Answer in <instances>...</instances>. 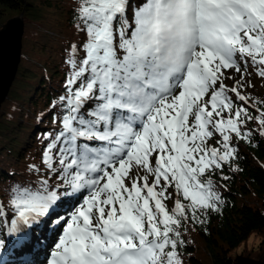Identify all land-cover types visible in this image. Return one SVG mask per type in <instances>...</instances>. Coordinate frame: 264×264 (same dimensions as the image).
I'll return each mask as SVG.
<instances>
[{"label":"snow or ice","instance_id":"6c2138e0","mask_svg":"<svg viewBox=\"0 0 264 264\" xmlns=\"http://www.w3.org/2000/svg\"><path fill=\"white\" fill-rule=\"evenodd\" d=\"M73 11L81 35L41 162L0 194V251L52 216L61 231L45 264H183L188 225L224 204L212 175L236 158L234 140L251 143L250 122L264 135V99L247 91V77L264 80V0H81ZM66 199L70 215L53 216Z\"/></svg>","mask_w":264,"mask_h":264},{"label":"trees","instance_id":"16d2710c","mask_svg":"<svg viewBox=\"0 0 264 264\" xmlns=\"http://www.w3.org/2000/svg\"><path fill=\"white\" fill-rule=\"evenodd\" d=\"M80 2L0 0V29L14 16L25 19L17 73L0 107V194L28 180L27 166L41 162L42 133L54 124L49 106L62 91L68 68L66 49L81 35L73 11ZM138 3L134 0L133 6ZM252 77L262 86L255 100L264 99V80ZM247 127L253 130L251 143L234 140L236 158L211 177L224 201L221 212L210 213L202 226L189 224L183 233V264H237L232 252L253 234L260 237L258 253L264 254V135L258 121ZM201 249L205 259L199 257Z\"/></svg>","mask_w":264,"mask_h":264},{"label":"water","instance_id":"95a60500","mask_svg":"<svg viewBox=\"0 0 264 264\" xmlns=\"http://www.w3.org/2000/svg\"><path fill=\"white\" fill-rule=\"evenodd\" d=\"M20 16L16 17L15 18L16 20L14 18L8 20L3 25V27L0 29V49H1V51H0V67H1V69H2V66H3V58L5 57L3 54L5 52L6 45L8 44V47L10 46V48H11V46L13 47L12 48L13 55H14V51L16 53V57L15 58L12 57V59H11V61L12 60L13 61L16 60L15 65H12L13 68H11V70L9 68L10 65L7 67V69H8L7 73L10 74L11 77H10V80H9V82L7 84V88H5L4 91L0 92V106H1V103L5 100V98L7 96L8 88H10L9 85H10V83H11V81L13 79V76H14L16 70H17L16 69L17 63H18V61L20 59V55H21V37H22V34H23L24 27H23L22 15H20ZM13 19L15 21H19V26H18V28L15 27V28H11L10 29V24H11L12 21H14ZM13 29H15L16 33H18L17 37H15V34H13V32H12ZM11 36H12V40H10ZM14 48H15V50H14ZM11 61H10V64H11ZM5 82L6 81L4 80V84H5ZM2 86H3V84L1 85V87ZM1 87H0V89H1ZM236 261H237V264H264V262L261 261L260 259L255 260V259H252V258H249V257L240 256V255L236 256Z\"/></svg>","mask_w":264,"mask_h":264},{"label":"rangeland","instance_id":"374dc122","mask_svg":"<svg viewBox=\"0 0 264 264\" xmlns=\"http://www.w3.org/2000/svg\"><path fill=\"white\" fill-rule=\"evenodd\" d=\"M35 2H39V0H35ZM41 2H42V0H41ZM51 3V2H50ZM48 4H49V1H48ZM52 4V3H51ZM44 6L46 7V9L48 10L49 8H47V6H46V3L44 4ZM66 8V7H65ZM16 17H19V16H14V17H12V18H16ZM21 17V16H20ZM12 18H10V19H12ZM22 18H23V15H22ZM10 19H8V20H10ZM13 19V20H14ZM45 19L46 20H48V13H47V15L45 16ZM7 20V21H8ZM16 20V19H15ZM12 21L11 22V24H10V29L11 28H15V27H17L18 28V26H19V21ZM6 21V22H7ZM24 23H25V19L23 18V27H24ZM4 25V24H3ZM9 29V30H10ZM13 34H15V37H17V34L18 33H16V30L15 29H13ZM23 34H24V29H23ZM23 34H22V36H23ZM22 38V37H21ZM17 41V40H16ZM21 48H22V42H21ZM14 50H15V48H14ZM16 57V53H15V51H14V55H13V58H15ZM21 58V57H20ZM19 62H20V59H19V61H18V63H17V67H16V69L18 68V65H19ZM15 63H16V60H12L11 61V64H10V66H9V68H10V70H11V68H13V66L12 65H15ZM231 72V70H229V73ZM16 73H17V70H16V72H15V74H14V76H13V79H12V81H11V83H10V85H9V87H11V85H12V82H13V80H14V78H15V76H16ZM7 77H6V79H5V84L3 83V86L1 87V89H0V92L1 91H4V89L5 88H7V84H8V82H9V80H10V77H11V75L10 74H8L7 73V75H6ZM227 81H229L230 83H227L226 82V84L227 85H231L232 84V81L231 80H227ZM9 89L10 88H8V92H9ZM250 89V88H249ZM250 90H253V89H250ZM2 104V103H1ZM1 107V106H0ZM259 241H260V237L259 236H257L256 234H253V235H251V237L246 241V242H244V243H242L240 246H238L236 249H234V251L232 252V254L233 255H241V256H246V257H251V258H254V259H262L263 258V255L264 254H260V253H258V243H259ZM199 251V250H198ZM242 253V254H241ZM250 254V255H249ZM204 255H206L204 252H203V250L201 249V251H200V255H199V257L201 258V259H205L204 258ZM203 264H208V263H203Z\"/></svg>","mask_w":264,"mask_h":264},{"label":"bare ground","instance_id":"6f19581e","mask_svg":"<svg viewBox=\"0 0 264 264\" xmlns=\"http://www.w3.org/2000/svg\"><path fill=\"white\" fill-rule=\"evenodd\" d=\"M10 40H12V36H11ZM12 48H13L12 46H11V48H10V46L8 47V44L5 47V52L3 54L5 57L3 56L4 58H3V66H2V69L0 67V87L4 83V80L6 79L7 70H8L7 67L10 65V61H11V59L13 57ZM0 51H1V49H0ZM40 249H41L40 247L39 248L36 247L35 249H32V250H30L28 252L31 255H35V253L38 252ZM16 262H18L17 259H16ZM20 264H25V263H20Z\"/></svg>","mask_w":264,"mask_h":264}]
</instances>
